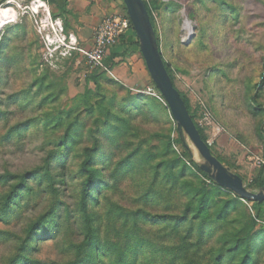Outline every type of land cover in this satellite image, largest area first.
Returning <instances> with one entry per match:
<instances>
[{
  "label": "rangeland",
  "instance_id": "374dc122",
  "mask_svg": "<svg viewBox=\"0 0 264 264\" xmlns=\"http://www.w3.org/2000/svg\"><path fill=\"white\" fill-rule=\"evenodd\" d=\"M37 1L44 7L33 12ZM57 1L0 0L16 13L0 31V207L20 178L37 174L18 204L0 211V264L21 257V264H241L247 248L250 264H264V208L252 225V202L231 203L221 218L223 203L232 199L222 193L205 219L179 222L201 189L211 186L191 165L200 161L197 151L187 139L190 157L177 143L176 125L159 106L161 95L140 52L133 53L138 77L132 88L122 81L127 68L119 66L129 57L109 68L113 46L96 65L86 55L94 30L91 48L80 50L67 36ZM143 1L160 55L205 144L256 192L251 181L264 179V0ZM136 95L154 99L151 107L131 112ZM252 98L258 111L251 109ZM64 135L67 151L58 146ZM93 145L95 244L81 248L78 259L76 249L84 244L78 166ZM57 153H64L61 165L54 162ZM49 163L59 182L55 192L41 178ZM36 222L54 226L51 238L44 229L19 253Z\"/></svg>",
  "mask_w": 264,
  "mask_h": 264
},
{
  "label": "trees",
  "instance_id": "16d2710c",
  "mask_svg": "<svg viewBox=\"0 0 264 264\" xmlns=\"http://www.w3.org/2000/svg\"><path fill=\"white\" fill-rule=\"evenodd\" d=\"M66 0H58L57 2H55V5L58 9V11H60L61 13L65 14V8H66ZM57 3V4H56ZM148 15H149V19L151 22V25L153 27L155 36H156V31H155V26H154V21L152 18V14L150 11V8L148 6V4L145 3ZM125 12V8L124 5L122 4V16L126 17V15H124ZM63 27H66L65 22L63 20ZM156 41H157V45L159 47V43H158V39L156 36ZM116 45L121 46V47H125L124 51L120 54H116V53H111L112 55L108 58L107 61H105V64L109 65V68H112V66H115L116 64L113 63L115 58H124L125 56H130L135 52H139L138 49V43L136 41V37L134 32L131 30L130 31V35L126 36L123 35L121 36ZM114 45V46H116ZM121 59V60H122ZM163 60V59H162ZM163 63L165 65L166 71L172 81L173 84V80H172V76L170 74V70L168 69V67L166 66L164 60ZM111 65V66H110ZM94 79L98 78V76L93 77ZM95 83H97V81H95ZM174 87V84H173ZM175 88V87H174ZM158 92V91H157ZM180 94V93H179ZM181 99L184 102V105L193 121V118L191 116L190 110H189V106H188V101L186 99V97L182 96L180 94ZM160 99L163 102V106L161 104H159L161 110L163 113H168L169 116L170 112L169 109L166 105V103L164 102L163 98L160 96ZM154 99H150L141 95H136V97L130 99V103L128 104V106L130 107V111L132 112H138L140 113L144 108H148L151 107L150 105H152ZM139 102V103H138ZM251 102V109L253 111H258L259 108L257 107L256 103L253 101V98L250 99ZM132 107V108H131ZM171 118V117H170ZM194 123V121H193ZM195 124V123H194ZM196 126V125H195ZM196 129L200 135L201 140L205 143L206 139L202 133V131L196 126ZM264 133V131H263ZM67 141L68 138L67 136H63L60 141H59V145L62 149H64L65 151H67ZM177 143L181 144L180 139H177ZM98 151V147L96 145H93L92 147H87L83 150L82 152V156H81V161L79 163V170L78 173L83 177V181L80 184L79 187V191H78V201H77V207H78V212L79 215L81 216V222L83 225V246H80L76 249L77 253H78V259L81 257V248L84 249H93L94 248V228H93V224H92V219L89 216V204L90 201L92 199V194L94 192L95 189V184H96V172L93 167H94V162L96 159V153ZM209 151L211 153L212 156H214L212 150L209 148ZM58 153L56 154V157L54 159V162L56 163H60V165L63 163V159H64V153H60V157L57 158ZM185 156H187V154L185 153ZM215 157V156H214ZM222 165H224L225 167H227L229 170L230 168L228 166H226L225 164H223L217 157H215ZM192 167L194 168V170L199 173L203 178L207 179L211 186L208 187V189L206 188H202L201 189V193L199 198L196 199L194 205L192 207H188L186 208L183 217L179 219V222H186L187 220H196V221H201L202 219H205L208 214L209 211L211 209L212 206V201L213 198L215 196H218L222 193L227 194V195H231L232 199L229 201H226L225 203H223L221 210L218 212V217L224 218V214L226 212V209L229 207V205L231 203H237V202H241L242 200L239 199L237 196L232 195V193L228 192L227 190L221 189L220 187H218L217 185H215L209 178L208 176L203 173L198 166L196 165V163L191 162ZM52 167V164L49 163L48 167L45 169V172L41 175V178L44 177L46 180L50 181L49 183V188L55 192V184L57 181H55V177L52 176L50 169ZM53 170V169H51ZM231 171V170H230ZM28 176V177H27ZM26 177H22L19 179L18 183H16L15 185H13L10 189V192L8 194L5 195V197L2 200L1 203V207H0V211L7 212L11 209V207L16 203V205L18 204L19 198H20V191H26L27 188L29 187V180H34L37 179V174L36 173H29ZM28 178V179H27ZM61 178V177H59ZM27 179V181H26ZM41 181V179H40ZM61 182V181H60ZM253 182V186L256 189H259L260 187L264 186V179L259 175ZM242 202H246V201H242ZM264 208V203H253L251 205V209H252V213L253 216L251 217V224L254 225L255 222L260 221V213L262 212V209ZM193 211V215L189 216L187 213L190 211ZM53 225H46L43 224L41 222H36L33 226H30L28 229V236H26L25 242L23 247H20L19 249V253L25 251L26 252V245L28 240H30V238L33 235H37L39 233L42 232L41 235H43L44 233V229L46 231H48V235L54 230L53 229ZM38 230V233H37ZM247 237L246 234H244L242 237L237 238L236 239V247L239 246V244ZM49 239L51 238V236L48 237ZM47 238V239H48ZM35 242V241H34ZM238 243V244H237ZM25 249V250H24ZM237 248L233 247L228 249L229 253H232L234 251H236ZM246 256H244L245 261H243L241 264H250V251L249 248H247V252H246ZM78 261V260H77ZM76 262H72L71 264H77ZM242 261V260H241ZM23 262V258H19L17 259L16 263L17 264H21Z\"/></svg>",
  "mask_w": 264,
  "mask_h": 264
},
{
  "label": "water",
  "instance_id": "95a60500",
  "mask_svg": "<svg viewBox=\"0 0 264 264\" xmlns=\"http://www.w3.org/2000/svg\"><path fill=\"white\" fill-rule=\"evenodd\" d=\"M122 3L131 23L132 31L137 38L138 49L147 72L169 109L184 149L192 157V152L186 143L188 139L200 157V161L196 162V165L215 185L229 191L242 201L264 203V186L256 192L247 190L243 180L212 156L208 146L201 140L179 92L173 87L166 71L144 1L122 0ZM3 26L0 27V31ZM190 31L192 30L190 29ZM192 36V33H189L188 39L190 40Z\"/></svg>",
  "mask_w": 264,
  "mask_h": 264
},
{
  "label": "crops",
  "instance_id": "0c3cea01",
  "mask_svg": "<svg viewBox=\"0 0 264 264\" xmlns=\"http://www.w3.org/2000/svg\"><path fill=\"white\" fill-rule=\"evenodd\" d=\"M65 14L62 15L67 27V36L70 41L74 40L80 50H88L92 46V32L98 23L105 17L118 15L122 13L121 0H66ZM130 35V32L125 34ZM73 44V43H72ZM125 47L114 46L113 53L120 54ZM125 58L119 66H125L126 72L122 81L128 85L133 84L138 77V62L135 54ZM120 58H115V62ZM137 63V64H136ZM122 70V69H121ZM119 76L117 67L113 70Z\"/></svg>",
  "mask_w": 264,
  "mask_h": 264
},
{
  "label": "built area",
  "instance_id": "2783aa9c",
  "mask_svg": "<svg viewBox=\"0 0 264 264\" xmlns=\"http://www.w3.org/2000/svg\"><path fill=\"white\" fill-rule=\"evenodd\" d=\"M131 30V23L126 17L113 15L103 18L94 29L92 52L86 55L96 65H100V59L104 57L107 50L116 45L118 39ZM46 42L47 46H51L48 37ZM261 164L264 167V161Z\"/></svg>",
  "mask_w": 264,
  "mask_h": 264
},
{
  "label": "bare ground",
  "instance_id": "6f19581e",
  "mask_svg": "<svg viewBox=\"0 0 264 264\" xmlns=\"http://www.w3.org/2000/svg\"><path fill=\"white\" fill-rule=\"evenodd\" d=\"M31 6H32L31 11H33V12H38L39 8L44 7L43 3L40 1L35 2ZM15 16H16V13H15L14 9H12L11 7H7V6H3V7L0 6V27L9 23L10 21H13ZM184 26H185V29L187 30V32H189V30L191 29L189 27V24L185 23Z\"/></svg>",
  "mask_w": 264,
  "mask_h": 264
}]
</instances>
